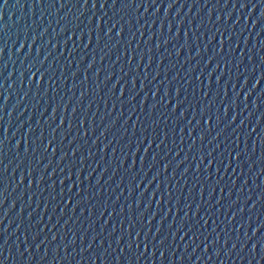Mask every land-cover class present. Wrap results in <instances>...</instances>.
I'll use <instances>...</instances> for the list:
<instances>
[{"label": "water", "instance_id": "1", "mask_svg": "<svg viewBox=\"0 0 264 264\" xmlns=\"http://www.w3.org/2000/svg\"><path fill=\"white\" fill-rule=\"evenodd\" d=\"M96 2L0 0V261L264 264V3Z\"/></svg>", "mask_w": 264, "mask_h": 264}, {"label": "snow or ice", "instance_id": "2", "mask_svg": "<svg viewBox=\"0 0 264 264\" xmlns=\"http://www.w3.org/2000/svg\"><path fill=\"white\" fill-rule=\"evenodd\" d=\"M4 2H5V4H7V0H4ZM57 2L61 5V7H64L65 6V4L63 3V0H57ZM68 2H70V0H68ZM176 2H178V0H176ZM261 2L264 3V0H261ZM118 3H120V0H112V3L110 5V7H115V5L118 4ZM155 3H156V0H151V4L154 5ZM105 4H107V0H104V3L100 4L101 10L104 8ZM124 4L129 5L131 7H135L136 6V0H125V3ZM77 5H79L80 7H83V8H87L88 5H89V0H83V3H80V0H75V6H77ZM91 6H92L93 9H96V7H97L96 0H91ZM141 6H143V4H141ZM169 7L172 8L173 7V4L170 3L169 4ZM105 15H107V13H105ZM100 20H103V16L99 17V20L96 21L95 25L97 27L99 26V21ZM115 27H116V25L115 24H112L111 27H107V30L106 31H105V27L99 28V34L96 36V40L99 41L103 37H108L109 40H112L113 39V35L112 34H113V30L115 29ZM121 30H122V28L120 29L119 32H116V37L120 36ZM65 34H67V33H65ZM78 39H79V37H78ZM89 39H91L90 36H89ZM221 45H223V39H221ZM106 46H107V42H106ZM73 47H75V45ZM0 53H2V50H0ZM33 67H35V65H33ZM39 72H40V69H36V72L35 73H32V75H35L36 73H39ZM85 79H87V77H85ZM133 83H135V81H133ZM121 95H123V93ZM200 139H201V141H203L204 140V137H201ZM4 143H5L4 140H0V151H2V148H3V144ZM49 144H51V141H49ZM45 150H47V149H45ZM242 154L243 153H237L235 156H233L232 153L229 152L228 153V157H229V167L231 166V160L235 159V160L239 161L240 160V156ZM208 157H212V152H209L208 153ZM204 159H205V157L204 156H201V161H203ZM221 163H223V160H221ZM2 166H3V159L0 158V185L3 184V176L7 172V168L6 167H2ZM210 166H211V163H209L208 168ZM164 168L166 170L167 169V165H165ZM208 168H205L204 171L207 172L208 171ZM196 171H200L199 165H197ZM31 175L32 174L29 173V176H31ZM217 175H219V169H217ZM210 177L211 176L209 175V178ZM20 182L23 183L24 182V179L21 180ZM217 186H219V181L217 182ZM214 190H215V187H213V191ZM221 191H223V189H221ZM4 192H6V189H3V191H0V199L3 198ZM61 195H63V193H61ZM169 195H171V194L169 193ZM200 196H201V198L203 197V192L202 191H201ZM191 200H192V197H191ZM193 203H194V200H192L191 203H187V209H188L189 212L191 211V209L193 207ZM217 203H220V201H217ZM198 209H199V205H196V217L199 216ZM185 217H187V220H186V223L182 226V229L183 228H187V231L185 232V235H187L189 232H192L193 235L195 236V232L197 230L204 229V228H207L208 227V225H207L206 222L204 224H201L198 219L195 220V223H192V220L195 219V217H193V216H190V215H187L186 214ZM149 223H151V221H149ZM189 223L191 224L190 227H188V224ZM257 231L259 232V229H257ZM210 234L211 233H209V235ZM0 235H2V234H0ZM129 236L131 238V232H129ZM138 237H139V233L137 234V238ZM53 239L55 240L56 238L53 237ZM25 243H27V240H25ZM163 243H164V241H160V244H163ZM138 247H139V245H137V248ZM153 247H155V243H153ZM130 249H131V244H129V250ZM144 250H145V252H147V250H148L147 240H145V248H144ZM205 251H207V248L205 249ZM0 264H3V262L0 261Z\"/></svg>", "mask_w": 264, "mask_h": 264}]
</instances>
